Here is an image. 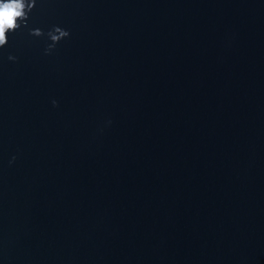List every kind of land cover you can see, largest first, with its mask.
<instances>
[{"label":"water","instance_id":"1","mask_svg":"<svg viewBox=\"0 0 264 264\" xmlns=\"http://www.w3.org/2000/svg\"><path fill=\"white\" fill-rule=\"evenodd\" d=\"M6 35L0 264H264V0H35Z\"/></svg>","mask_w":264,"mask_h":264},{"label":"clouds","instance_id":"2","mask_svg":"<svg viewBox=\"0 0 264 264\" xmlns=\"http://www.w3.org/2000/svg\"><path fill=\"white\" fill-rule=\"evenodd\" d=\"M35 4V0H0V47H3L7 43L6 33L15 31L21 27L22 24L27 23L28 13L31 11ZM33 35L41 36L44 33L41 29H32ZM69 32L59 26H54L52 30L48 32V36L53 43L49 44L46 53L50 52L55 43L60 39L67 37ZM9 60H15L16 57L9 55ZM57 102L53 100L55 105ZM15 159V157H13Z\"/></svg>","mask_w":264,"mask_h":264}]
</instances>
